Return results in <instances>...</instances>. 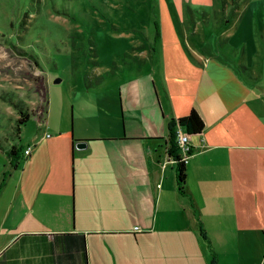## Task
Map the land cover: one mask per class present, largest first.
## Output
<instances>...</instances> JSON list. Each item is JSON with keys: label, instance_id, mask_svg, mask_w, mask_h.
Segmentation results:
<instances>
[{"label": "crops", "instance_id": "1", "mask_svg": "<svg viewBox=\"0 0 264 264\" xmlns=\"http://www.w3.org/2000/svg\"><path fill=\"white\" fill-rule=\"evenodd\" d=\"M158 42L143 52L156 74L119 81L118 113L83 116L71 100L68 122L46 84L43 129L0 183V264H264L261 64L245 41ZM190 108L204 125L179 193L167 122Z\"/></svg>", "mask_w": 264, "mask_h": 264}, {"label": "rangeland", "instance_id": "2", "mask_svg": "<svg viewBox=\"0 0 264 264\" xmlns=\"http://www.w3.org/2000/svg\"><path fill=\"white\" fill-rule=\"evenodd\" d=\"M158 41L197 50L245 41L246 61L264 73V0H0V183L11 168L4 150L43 129L46 84L64 95L68 122L71 100L83 116L99 104L118 113L119 81L137 66L156 74L143 52ZM9 98L31 113L18 136Z\"/></svg>", "mask_w": 264, "mask_h": 264}, {"label": "trees", "instance_id": "3", "mask_svg": "<svg viewBox=\"0 0 264 264\" xmlns=\"http://www.w3.org/2000/svg\"><path fill=\"white\" fill-rule=\"evenodd\" d=\"M245 67L241 65L240 70H244ZM100 79L96 77L93 81L98 82ZM90 84V83H88ZM87 84V85H88ZM10 104L17 110L18 116L15 119V130L18 136L20 132V127L23 125L28 118L30 117V112L23 108L20 105L19 101H14L13 99H8ZM47 111V88L45 86L43 92V106L41 109L42 112V120L45 118ZM203 121L197 111L194 108H190L189 111L182 116L177 117L176 119L170 118L167 122V153L171 158L174 160V176H175V185L176 190L179 193H184V180H185V163L179 159V156L176 152V145H175V127L180 126L187 134L198 133L203 128ZM22 145L17 143H12L7 149L4 150L7 158L8 163L11 167L16 166L18 160L21 157L22 153Z\"/></svg>", "mask_w": 264, "mask_h": 264}, {"label": "built area", "instance_id": "4", "mask_svg": "<svg viewBox=\"0 0 264 264\" xmlns=\"http://www.w3.org/2000/svg\"><path fill=\"white\" fill-rule=\"evenodd\" d=\"M48 135V134H46ZM175 145H176V152L179 156V159L182 160L184 163L191 152V145L188 141V134L183 130L182 127L176 126L175 127ZM30 146H26L23 149V154H27L29 151Z\"/></svg>", "mask_w": 264, "mask_h": 264}, {"label": "water", "instance_id": "5", "mask_svg": "<svg viewBox=\"0 0 264 264\" xmlns=\"http://www.w3.org/2000/svg\"><path fill=\"white\" fill-rule=\"evenodd\" d=\"M85 145H86V142H85L84 140H76V141L74 142V146H75L76 148H84Z\"/></svg>", "mask_w": 264, "mask_h": 264}]
</instances>
